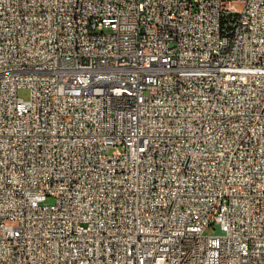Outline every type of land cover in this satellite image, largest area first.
I'll list each match as a JSON object with an SVG mask.
<instances>
[{"label": "built area", "instance_id": "1", "mask_svg": "<svg viewBox=\"0 0 264 264\" xmlns=\"http://www.w3.org/2000/svg\"><path fill=\"white\" fill-rule=\"evenodd\" d=\"M0 264H264V0H0Z\"/></svg>", "mask_w": 264, "mask_h": 264}, {"label": "rangeland", "instance_id": "2", "mask_svg": "<svg viewBox=\"0 0 264 264\" xmlns=\"http://www.w3.org/2000/svg\"><path fill=\"white\" fill-rule=\"evenodd\" d=\"M29 93H30V90L28 87L26 86H21L18 88V94L24 98H28L29 97ZM52 198H48L47 201H51ZM220 227L217 225H209L207 228H206V232H209V233H218L220 232Z\"/></svg>", "mask_w": 264, "mask_h": 264}]
</instances>
